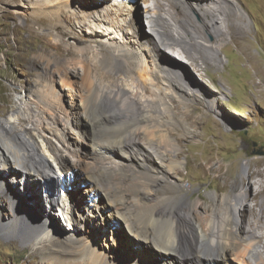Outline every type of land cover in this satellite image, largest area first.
<instances>
[{"label":"bare ground","instance_id":"obj_1","mask_svg":"<svg viewBox=\"0 0 264 264\" xmlns=\"http://www.w3.org/2000/svg\"><path fill=\"white\" fill-rule=\"evenodd\" d=\"M81 1L87 4V8H82L85 17L84 21L78 20V29H97L108 23L117 31H124L127 41L113 39L107 41L101 50L97 49L98 65L103 71H97L95 76V66L88 58L75 64L82 69L81 73L74 64L73 67L61 64L65 80L72 82L80 75L84 86L80 94L73 96L69 106L57 97V69L48 63V88L41 97L30 98L25 103L33 108V116L27 117L28 124L21 125L23 118L20 116L0 119V134L6 139L7 148L14 151V162L9 153L1 152L0 166L12 171L14 164H19L24 171L21 174L23 184L29 177L45 179L47 184L44 188L48 192L45 194L46 218L39 224L42 232L33 240L41 250L43 261L51 264H76L78 260L83 264H178L179 261L183 264H238L240 260L241 264H264V245L260 249L264 243V210H261L262 216H257L256 207L260 204L249 206L251 199L264 194V184L253 192L251 165H246L239 181L233 182L231 192L211 194L213 203L205 206L203 212L197 209L204 203L190 199L188 192L177 191L181 187L184 161L179 156V135L174 132L178 130L174 127L180 126L175 116H190L188 113L183 115L180 106H188L192 101L201 102L214 110L227 128L235 126L229 117L220 115L217 101L211 97L207 84L194 74L185 58L195 67L200 66L199 60L221 63L219 53L224 48L227 34L233 37L236 30L246 31L243 25L245 13L235 0H154L155 4H147L145 10L153 31L150 32L136 21L133 1ZM150 1L144 0L146 3ZM70 2L36 0L23 9L58 24L62 21L59 14L77 17ZM65 8L69 10L66 12ZM110 31L108 28L96 34ZM92 47L98 48L90 45L84 49ZM119 75H124L125 81L122 82ZM110 77L113 79L108 80ZM182 79L188 86L182 84ZM102 107H109L113 116L107 114L97 118L94 112ZM165 122L167 125L171 123L173 129H166ZM84 126H90L95 135L89 133L86 136ZM35 131L52 152L62 169L60 172H67L63 180L60 175L58 180L54 179L52 173L43 168L42 161L33 156L34 152L28 150L26 140L31 142L32 139L35 145L39 144ZM99 131H104L105 135L100 137ZM53 137L63 145H57ZM76 141L79 142L77 146ZM83 143H88L89 149L83 150ZM66 154L72 155V159ZM31 158L34 160H30L32 166H26L23 161ZM258 164L257 173L261 174L264 160ZM72 168L79 180L87 182L84 193L90 201L92 196L99 198L100 195L103 202L79 204L66 191L67 200L73 199L68 219L73 231L72 244L68 245L54 237L48 219L51 211L60 205V189L55 190L54 185H71L73 180L69 172ZM18 172L14 176L0 173V194L7 196L17 208L16 218L27 223L29 221L24 217L28 215L20 210L18 198L5 189L10 177L21 178ZM165 182L167 184L163 185ZM127 192L134 194V206L128 208V213ZM97 216L105 222L98 220ZM123 221L129 232L139 241H145L150 252L153 250L158 257L152 258L140 248L132 252L134 257L118 252L123 239L118 236L121 230H114V226L118 228ZM88 222L97 229H91ZM13 224L12 221L6 226L0 223V226L6 227L8 233L14 229ZM100 228L110 230L112 238L107 236L104 241L102 237L97 240L101 235ZM42 245L50 246L42 249ZM166 254L172 256L166 257ZM233 255L239 259H236L237 263L230 261Z\"/></svg>","mask_w":264,"mask_h":264},{"label":"rangeland","instance_id":"obj_2","mask_svg":"<svg viewBox=\"0 0 264 264\" xmlns=\"http://www.w3.org/2000/svg\"><path fill=\"white\" fill-rule=\"evenodd\" d=\"M70 1L71 8L76 11L77 17L67 13L59 14L58 17L62 21L56 24L55 21L53 22L52 20L51 23L47 17H39L30 10L24 11L25 5H30L36 0H0L1 120H9L12 116H20L24 120L20 124L24 126L28 124L27 117L33 116V108L25 103L29 102L30 98L41 97L48 88V83L50 82L49 65H52L53 68L55 67V70L57 69L55 73V79L58 81L57 97L62 100L64 105L69 106L74 98L73 96L80 94L84 86L80 75H77L75 81L68 82L69 80H65L64 73L61 72L64 67L61 64L73 67V64L75 65L78 60L88 58L95 66V71H93L95 76L97 71H103V68L98 65L97 51L101 50L107 41L109 43V41L113 39L119 40V38L122 41H127V34L124 31H117L116 27H112L108 23L105 26L99 25L98 30L96 27H87L84 30L78 29V20L84 21L83 17H85L82 8H87V4L81 0ZM235 1L246 15L244 18L246 22L243 23L246 31L236 30L233 33V37L227 34V39L223 41L224 48L219 53L222 62L218 64L216 62L204 63L199 60L200 66H198V69V67L191 64L189 59L185 58L186 63L194 74L207 84L211 97L217 101L220 115L229 117L235 126L227 128L214 110L198 101L189 102L188 106H180L182 114L188 113L190 116H175L180 122V126L174 127V130L178 129L174 132L176 136L179 135V143L181 142L179 156L184 161L180 175L182 179L181 187L177 188V191L188 192L190 199L204 203L197 209L199 212H203L205 206L212 205L211 194H216L217 192L227 194L231 192L233 182L239 181L246 165H251V176L254 182L253 192L264 184V171L261 174L257 173L259 172L258 163L264 160V0ZM133 2V13L136 21L142 25V28L153 32L145 10L147 4H155V1L151 0L146 3L144 0H133ZM46 7L49 8V6ZM65 10L67 12L69 8H65ZM232 24L233 22L230 23V25ZM108 28L111 29L108 34H96ZM90 45H95L98 48L84 49ZM166 51L172 53L170 48H166ZM48 63L50 64L48 65ZM54 63L56 64L54 65ZM75 68L81 73L82 69L80 67L75 65ZM119 76L123 78L122 82L125 81L124 75ZM74 78L76 77L74 76ZM111 79L113 77L108 80ZM182 84L188 86L187 81L185 82L183 79ZM112 113L109 107H102L94 112L97 118L107 116V114L111 115ZM169 124L171 123L167 125L165 122V127L172 130L173 126ZM84 129L86 130V136L89 133H91L90 135H95L94 130L90 126H84ZM35 133L39 144L35 145L31 138V142L26 140L28 150L31 153L34 152L33 156H36L35 158L38 161H42L43 168L48 173H52L51 175L54 179L58 180L60 175L63 180L67 172H60L62 169L57 164L52 152L47 148V145L44 146L43 138L39 136L38 132L35 131ZM71 134L73 135V133ZM97 134L103 137L105 132L99 131ZM48 136L52 137L51 134ZM5 140L0 134V154L1 152L9 153L13 161L14 151L7 148ZM53 141L59 146L63 145L55 137H53ZM78 143L76 141V146ZM31 146L33 147L31 148ZM89 147L88 143H83V150H87ZM95 147L98 148L99 145ZM66 157L70 160L72 159L70 154H66ZM111 157L114 158V155ZM30 160L34 161L31 158L23 162L30 167L32 166ZM14 165L12 171H6L7 169L0 166V173L13 175L19 171L17 175L21 176V178L13 179L10 177L6 181L5 189L13 192L15 198H18L17 203L20 210L22 209L28 215L27 218L24 217V220L29 222L23 223V221L18 220L15 215L17 208L13 207L7 196L0 194V223H5V226L9 222L13 221L14 223V229H10L8 233H6V227L2 228L0 226V264H51L43 261L41 250H38L33 243L36 234L42 232L39 224L46 218L47 204L45 200L47 198H45V194L48 192L44 189L45 179L29 177L23 184L21 174L24 171L21 170V165ZM262 168H264V165ZM69 175H71L73 180L71 185L67 187H62L60 183L59 185H56V183L54 185L55 190L60 189V198L58 197L60 205L51 211V217L48 219L54 237L68 245L72 244L70 237L73 231H71L68 219L71 217L70 208H73L71 206L73 199L69 198L67 200L66 191L70 192L75 199L73 201L79 204L83 202L91 203V201L98 202L99 200L103 202V198L100 195L99 198L92 196L90 201L88 195L84 193L87 182L79 180V175L76 174L75 169L72 168ZM227 179L228 182H226ZM165 184L167 182L163 185ZM127 193L126 212L134 206V194L131 192L130 194L129 192ZM251 200L249 201V206H254L256 203L260 204L256 207L257 216H260L261 210H264V194ZM97 218L105 222L101 217L97 216ZM88 226L93 230L97 229V226H93L89 222ZM114 227L113 229L116 231L121 230L119 235L117 234L123 239L117 248L120 254L134 257L132 252L140 248L142 252L152 255V258L158 257L155 256L156 253L153 250L150 252L151 248L147 246L145 241H139L129 232L124 221L118 225V228L117 226ZM100 234L97 240L102 237L104 241L107 236L108 239L109 237L110 239L112 238L110 230H102L100 228ZM261 245L260 249L263 248L264 243ZM49 246L42 245V249H47ZM262 254L264 255V252ZM165 256H172V254H166ZM232 257V260H230L232 262L238 259L236 255ZM252 260L254 261L255 258H252ZM75 262L76 264L84 263L81 260ZM159 262L161 263V261ZM163 263L165 264V262ZM239 263L241 264L240 260ZM178 264L183 263L179 261Z\"/></svg>","mask_w":264,"mask_h":264},{"label":"clouds","instance_id":"obj_3","mask_svg":"<svg viewBox=\"0 0 264 264\" xmlns=\"http://www.w3.org/2000/svg\"><path fill=\"white\" fill-rule=\"evenodd\" d=\"M122 1H124V0H122ZM122 1H121V2H122ZM132 1H133V0H126V2H132ZM62 187H63V186H62Z\"/></svg>","mask_w":264,"mask_h":264}]
</instances>
